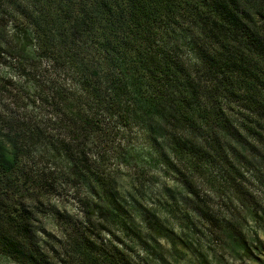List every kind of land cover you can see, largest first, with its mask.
<instances>
[{
    "label": "trees",
    "instance_id": "1",
    "mask_svg": "<svg viewBox=\"0 0 264 264\" xmlns=\"http://www.w3.org/2000/svg\"><path fill=\"white\" fill-rule=\"evenodd\" d=\"M0 68V255L14 264H176L166 219L107 169L143 162L134 126L145 162L195 202L212 168L231 205L264 213V0H0ZM60 177L78 206L53 208L54 233L39 212Z\"/></svg>",
    "mask_w": 264,
    "mask_h": 264
},
{
    "label": "rangeland",
    "instance_id": "2",
    "mask_svg": "<svg viewBox=\"0 0 264 264\" xmlns=\"http://www.w3.org/2000/svg\"><path fill=\"white\" fill-rule=\"evenodd\" d=\"M12 100L10 97L5 98L7 110H34L32 108L34 106L17 105ZM20 102L23 103V101ZM125 137L131 139V144L137 152L144 153L140 156L143 162L139 164L132 162L126 166L111 160L108 162L107 169L117 170L119 168L125 176L124 190L134 187L133 192L136 193L144 208L153 210L160 218L166 219L169 226L166 232L169 236L163 235L160 242L173 262L176 264H258L257 258L242 257L241 253L237 252L232 238L237 236L236 230L242 231L250 244L255 247L259 258H264V251L257 250L259 248L264 250V213L258 212L256 216L248 210L243 212L244 210L240 209L238 204L237 206L231 205L229 195L219 193V190L215 189V186L219 187L225 176L224 173L221 175L220 171L209 168L208 173L200 174L195 184L201 194L200 200H205V203L199 199L195 202L196 199L186 193L187 191L180 186L174 176L163 171L162 163H159V167L153 171L152 165L145 162V159L151 156L152 159H156V155L140 129L135 126L128 129ZM58 181L57 192L49 196L48 202L41 207L43 211L39 212L40 221L54 233L57 229L51 222L50 216L53 208L75 209L78 206L71 196L72 187L66 184L61 177ZM223 182L226 183V179ZM222 186L228 187L227 183ZM253 192L257 203L261 204L260 200L264 199V189L257 186ZM205 204L208 208V218L200 215L202 211L199 210V205L204 207ZM259 204H257L258 208ZM235 207H239V210H235ZM231 210L233 213H230ZM228 222L238 225L233 234L227 230ZM239 222L242 227L239 226ZM175 252H178V255ZM0 264L14 263L0 255Z\"/></svg>",
    "mask_w": 264,
    "mask_h": 264
}]
</instances>
